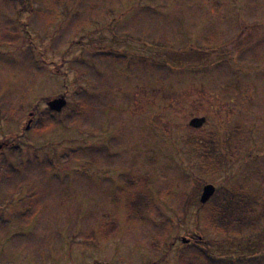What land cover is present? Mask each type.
Returning <instances> with one entry per match:
<instances>
[{
    "label": "rangeland",
    "instance_id": "1",
    "mask_svg": "<svg viewBox=\"0 0 264 264\" xmlns=\"http://www.w3.org/2000/svg\"><path fill=\"white\" fill-rule=\"evenodd\" d=\"M210 134L233 138L218 173ZM0 144V264H207L182 246L202 186L264 197V0H0Z\"/></svg>",
    "mask_w": 264,
    "mask_h": 264
},
{
    "label": "trees",
    "instance_id": "2",
    "mask_svg": "<svg viewBox=\"0 0 264 264\" xmlns=\"http://www.w3.org/2000/svg\"><path fill=\"white\" fill-rule=\"evenodd\" d=\"M47 121L45 118V123ZM45 123L38 125V128H44ZM229 137L230 135H227L224 140V146L219 145L213 134L197 138L196 142L200 147L197 152L202 162L200 168L205 173H218L229 162L234 161L235 157L228 148L233 138ZM151 203V197L147 193L141 190L133 191L128 199V216L141 218L149 212ZM207 203L211 205L207 208L204 219H201L202 212L196 214L202 224H195L196 231L188 237L187 242L182 243L183 250L200 257L201 261L207 264H264V197L240 185L218 186ZM207 203L199 204V209L202 210ZM200 225L205 230L222 236L221 240L246 246L237 254L231 252L214 255L203 245L207 240L203 239L201 234H196ZM115 227V222L106 223L101 229L103 236H109Z\"/></svg>",
    "mask_w": 264,
    "mask_h": 264
},
{
    "label": "water",
    "instance_id": "3",
    "mask_svg": "<svg viewBox=\"0 0 264 264\" xmlns=\"http://www.w3.org/2000/svg\"><path fill=\"white\" fill-rule=\"evenodd\" d=\"M65 105H66V100H65L64 96L54 97V98H51L50 100L47 101V107L51 111L58 112ZM29 115L31 116L32 113H29ZM30 122H31V119H29L27 121L25 128H28ZM204 122H205L204 116H194L188 121V125L191 127L197 128V127H200ZM0 147H1V144H0ZM215 190H216V187L213 184H211V183L204 184L201 188V192L199 195V202L201 204L206 203L212 197V195L215 193ZM182 241L187 242L188 239L182 238Z\"/></svg>",
    "mask_w": 264,
    "mask_h": 264
}]
</instances>
